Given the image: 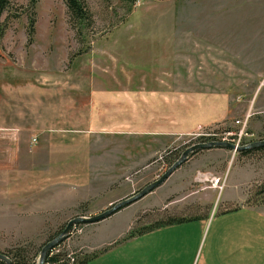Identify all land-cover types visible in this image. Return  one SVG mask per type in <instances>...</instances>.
Listing matches in <instances>:
<instances>
[{"label": "rangeland", "instance_id": "1", "mask_svg": "<svg viewBox=\"0 0 264 264\" xmlns=\"http://www.w3.org/2000/svg\"><path fill=\"white\" fill-rule=\"evenodd\" d=\"M84 1L94 25L81 34L65 0H13L0 18V170L22 179L19 196L0 202L3 254L39 251L71 221L161 180L191 148L264 142V0ZM145 96L155 101L144 107ZM251 150L190 154L161 186L75 224L52 251L123 264L111 249L165 216L264 214V150Z\"/></svg>", "mask_w": 264, "mask_h": 264}, {"label": "crops", "instance_id": "2", "mask_svg": "<svg viewBox=\"0 0 264 264\" xmlns=\"http://www.w3.org/2000/svg\"><path fill=\"white\" fill-rule=\"evenodd\" d=\"M209 66H213L212 62L204 65L207 74L212 72ZM178 84V81L173 82L172 86ZM144 98L147 103L144 102V107L155 101L146 96ZM157 99L159 100L156 102H170L169 97L164 95L160 98L158 96ZM149 114L143 110L138 113L141 120L148 119ZM21 180L19 174L1 168V203L10 202V199L19 196ZM0 208L8 211L5 206ZM214 219L211 224L206 223L204 219L153 231L114 247L111 249V255H123V264H264L262 212L242 208L220 214ZM127 231L118 233L113 239L103 240L98 245L116 242Z\"/></svg>", "mask_w": 264, "mask_h": 264}, {"label": "trees", "instance_id": "3", "mask_svg": "<svg viewBox=\"0 0 264 264\" xmlns=\"http://www.w3.org/2000/svg\"><path fill=\"white\" fill-rule=\"evenodd\" d=\"M13 0H0V18L4 15L6 11L9 10ZM129 2L132 6L136 3V0H123ZM37 1H34L36 3ZM68 7L69 15L71 22L76 24V28L79 31V34L85 28H92L94 25L92 14L90 13L87 4L84 0H65ZM31 31L34 29V17L31 16L30 23ZM81 31V32H80ZM264 150L263 148H260ZM243 154H248L253 152V150H243ZM224 212H219L218 214H223ZM162 219V218H161ZM202 216H192L190 218L186 217H175V216H165L162 220H157L154 224H151L147 228L137 227L134 232L128 236V238H133L137 236H142L148 233H151L155 230L180 225L187 222L200 221L204 220ZM61 245V244H60ZM58 247H61V246ZM55 248L53 251H49L46 255L44 264H88L89 257H85L82 260H76V258L70 256V253L65 251H58L60 248ZM42 249L39 251L33 252L27 247H18L10 250L7 257L13 262V264H38V259L41 256ZM58 251V252H57ZM56 252V253H55ZM0 264H6L4 261L0 260Z\"/></svg>", "mask_w": 264, "mask_h": 264}, {"label": "water", "instance_id": "4", "mask_svg": "<svg viewBox=\"0 0 264 264\" xmlns=\"http://www.w3.org/2000/svg\"><path fill=\"white\" fill-rule=\"evenodd\" d=\"M227 148L230 150H236V151H243V150H251V149H258V148H262L264 147V142H260V143H256V144H250L248 146L245 147H238L235 146L233 144H228L226 142H222V143H211V144H202L199 146H196L194 148H191L187 151L184 152L182 158L170 169V171L164 175L161 180L149 185L146 189H144L142 192H140L139 194H137L136 196L130 198L129 200L126 201H122L120 203H118L114 208L104 212L101 215L92 217V218H77L73 221H71L67 228L64 230V232H62V234L55 239L54 241L48 243L42 250L41 252V256L40 259L38 261V264H44L45 262V258L46 255L48 254L49 251H51L57 244H59L60 242H63L64 240H66L69 235L71 234V230L73 228V226L75 224H88V223H95V222H100L102 220H104L105 218L113 215L114 213L118 212L120 209L124 208L127 205H130L138 200H140L142 197H144L146 194L150 193L151 191H153L154 189L158 188L159 186H161L166 179L175 171L177 170L183 163H185L188 159V156L198 150L201 149H207V148ZM0 260L4 261L6 264H13V262L3 253H0Z\"/></svg>", "mask_w": 264, "mask_h": 264}]
</instances>
